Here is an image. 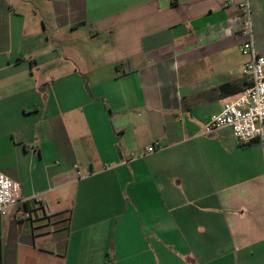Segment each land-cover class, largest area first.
I'll use <instances>...</instances> for the list:
<instances>
[{
	"label": "crops",
	"instance_id": "crops-1",
	"mask_svg": "<svg viewBox=\"0 0 264 264\" xmlns=\"http://www.w3.org/2000/svg\"><path fill=\"white\" fill-rule=\"evenodd\" d=\"M239 1L0 0V264H264L263 148L203 131L246 84Z\"/></svg>",
	"mask_w": 264,
	"mask_h": 264
},
{
	"label": "built area",
	"instance_id": "built-area-1",
	"mask_svg": "<svg viewBox=\"0 0 264 264\" xmlns=\"http://www.w3.org/2000/svg\"><path fill=\"white\" fill-rule=\"evenodd\" d=\"M249 1L240 0L236 3L237 33L245 38L240 52L249 57L242 71L247 87L234 98L224 101L220 112L210 117L203 131L205 135H211L219 129L228 128L239 142L261 144L264 155V57L255 52ZM159 148L160 145L154 143L145 147L144 152L150 154ZM33 201L37 205L43 202L39 197ZM23 203L19 185L0 173V217H6L11 209ZM25 217L30 218V213L25 212Z\"/></svg>",
	"mask_w": 264,
	"mask_h": 264
},
{
	"label": "trees",
	"instance_id": "trees-1",
	"mask_svg": "<svg viewBox=\"0 0 264 264\" xmlns=\"http://www.w3.org/2000/svg\"><path fill=\"white\" fill-rule=\"evenodd\" d=\"M246 87H247V83L244 85V87L239 92H242ZM223 88H224V86H223Z\"/></svg>",
	"mask_w": 264,
	"mask_h": 264
}]
</instances>
